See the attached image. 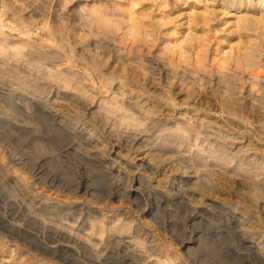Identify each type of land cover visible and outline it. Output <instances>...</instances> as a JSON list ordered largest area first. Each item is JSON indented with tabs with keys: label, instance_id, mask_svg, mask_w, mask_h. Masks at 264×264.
I'll return each mask as SVG.
<instances>
[{
	"label": "rangeland",
	"instance_id": "374dc122",
	"mask_svg": "<svg viewBox=\"0 0 264 264\" xmlns=\"http://www.w3.org/2000/svg\"><path fill=\"white\" fill-rule=\"evenodd\" d=\"M0 26V264H264V0H0Z\"/></svg>",
	"mask_w": 264,
	"mask_h": 264
},
{
	"label": "bare ground",
	"instance_id": "6f19581e",
	"mask_svg": "<svg viewBox=\"0 0 264 264\" xmlns=\"http://www.w3.org/2000/svg\"><path fill=\"white\" fill-rule=\"evenodd\" d=\"M121 8V7H120ZM94 13L88 17V22L91 24V23H94V24H97L99 26L103 25L104 27L106 28H109V29H114L117 27V23L110 19L109 15L104 13L103 11H100L99 9H96L94 8ZM10 16V14H9ZM84 17V15H83ZM2 28H3V24H2ZM54 28V27H53ZM81 29V28H80ZM0 30H1V26H0ZM41 30V29H40ZM94 32V29H91L90 33H93ZM140 32L136 30L135 26L134 25H131L129 27L128 30L125 31V34L129 35V36H136L138 35ZM107 34V33H106ZM0 36H2V33L0 32ZM74 38V37H73ZM99 41V40H98ZM27 45V44H25ZM70 48V47H69ZM68 51V50H67ZM7 54H11V56H17L18 53H15V52H12V53H9L7 52ZM47 56L49 57L51 55V58L54 59L55 61L58 60L60 57H59V54L58 52H46ZM196 58L197 60H199L201 58L200 54H196ZM238 65H246V66H253L256 64V55L255 53H247L244 55V57L242 59H239L238 60ZM190 67V66H189ZM47 73L50 77H53V78H60L62 79V81L64 82H67V84L69 82H71V75H74L75 79H79L80 80V77L78 76V74L76 73H73V72H70V71H66L65 69H60L58 67H56V65H53L52 64V67H49L47 70ZM254 73V72H253ZM224 74H227V72H224ZM229 75H231L232 77H235V76H238V73L236 71H233L231 73L228 72ZM254 75V74H252ZM256 76V75H255ZM64 77V78H62ZM227 76L223 75V79L225 82H228V78H226ZM106 78V77H105ZM104 78V79H105ZM107 81L104 82V85L103 86H107V85H111L112 84V80L111 78H108ZM81 89V88H80ZM152 90V89H151ZM157 91V90H156ZM130 107L128 108H131L130 110H133L131 111L130 114L128 113H122L120 116V119L121 120H124V121H129L131 124H140L141 121L143 120V118L145 117V114L143 112H141V110L139 109V103L136 102L134 104H131L129 105ZM214 107V106H213ZM151 111V110H150ZM107 113H112V114H115L116 113V109H109L107 111ZM117 115V114H116ZM170 130V129H169ZM183 128H181L180 126H177L175 131H176V135H182L181 133H183ZM171 132V131H170ZM206 181H209V178H206L205 179ZM89 196V195H88ZM104 201V200H103ZM66 225V224H65ZM66 226H68L69 228V232H67V237L72 241V238L73 237H76L77 239L78 238V234L77 233H73L74 231V227L73 225L71 224H67ZM98 226L93 223L91 225V230L90 232H86V230H82V229H79L80 233L79 235L81 234L82 236L84 235L85 236V247L89 248L90 246V241H96V242H102L104 241L103 237H104V234H105V229L103 227H100L101 228V231L98 232V235L99 236H96V230L98 231ZM63 235V234H62ZM110 237V236H109ZM112 237V236H111ZM106 238V237H105ZM76 239V241L74 243H77L78 240ZM74 240V239H73ZM107 241V240H106ZM109 241V239H108ZM131 247V246H130ZM56 251V250H55Z\"/></svg>",
	"mask_w": 264,
	"mask_h": 264
}]
</instances>
